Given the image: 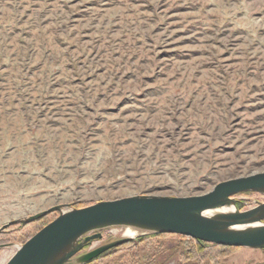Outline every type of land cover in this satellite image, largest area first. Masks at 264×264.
I'll use <instances>...</instances> for the list:
<instances>
[{"label":"rangeland","instance_id":"1","mask_svg":"<svg viewBox=\"0 0 264 264\" xmlns=\"http://www.w3.org/2000/svg\"><path fill=\"white\" fill-rule=\"evenodd\" d=\"M262 171L264 0H0V227ZM57 215L1 230L2 264ZM131 230L86 233L101 237L74 258L127 238L84 264H264V248L192 256L183 235Z\"/></svg>","mask_w":264,"mask_h":264},{"label":"water","instance_id":"2","mask_svg":"<svg viewBox=\"0 0 264 264\" xmlns=\"http://www.w3.org/2000/svg\"><path fill=\"white\" fill-rule=\"evenodd\" d=\"M264 194V171L220 181L212 189L189 196L132 195L100 200L61 209L55 205L39 213L10 221L0 227L28 223L57 211L58 215L20 244L5 264H84L127 241L116 239L74 258L82 247L100 233L89 232L109 226H125L135 232L179 234L224 246L264 248V201L239 210L235 195ZM225 207L227 211L221 210Z\"/></svg>","mask_w":264,"mask_h":264},{"label":"trees","instance_id":"3","mask_svg":"<svg viewBox=\"0 0 264 264\" xmlns=\"http://www.w3.org/2000/svg\"><path fill=\"white\" fill-rule=\"evenodd\" d=\"M250 193H253V192H244L243 194H250ZM46 216H44V217H41V218H39V219H36V220H34V221H32V222H30V223H27V224H23V227L25 226H28V225H30V224H35V223H38V222H40L41 220H43L44 218H45ZM47 223V222H46ZM39 228H41V227H39ZM38 228V229H39ZM37 229V230H38ZM36 230V231H37ZM155 235V234H154ZM161 234H156L155 236H160ZM183 238H186V239H188V240H190V241H192V244H194V246H195V248H196V250L195 249H191V252H189V254L188 255H192V256H197L199 253H198V251H200L201 253L203 252V254H208V253H205L206 252V249H211V250H213V249H215V250H217L216 252H220V253H222V252H227L230 248H233L232 246H224V245H219V244H215V243H211V242H205V241H201V240H197V239H194V238H191V237H189V236H182ZM29 238V236L26 238V239H24V241H23V243L27 240ZM119 247V246H118ZM118 247H115V248H118ZM109 250H111V249H109ZM109 250H107L106 252H104V253H102V254H100V255H98L97 257H95V258H93L92 260H90V261H88V262H92L93 260H95V259H97V258H99V257H101V256H103V254H105V253H107ZM218 252V253H219Z\"/></svg>","mask_w":264,"mask_h":264},{"label":"bare ground","instance_id":"4","mask_svg":"<svg viewBox=\"0 0 264 264\" xmlns=\"http://www.w3.org/2000/svg\"><path fill=\"white\" fill-rule=\"evenodd\" d=\"M228 209H229L228 207H225V208H223V209L221 210V212H222V211H227ZM131 231L134 233V230H131ZM128 232H129V231H128ZM4 260H5V257L2 258V259L0 260V264H2Z\"/></svg>","mask_w":264,"mask_h":264}]
</instances>
